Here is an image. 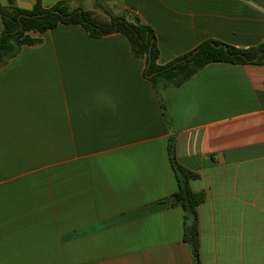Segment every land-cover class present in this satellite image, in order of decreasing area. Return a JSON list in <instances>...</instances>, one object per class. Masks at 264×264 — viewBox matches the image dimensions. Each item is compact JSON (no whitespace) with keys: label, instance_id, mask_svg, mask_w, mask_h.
<instances>
[{"label":"crops","instance_id":"crops-1","mask_svg":"<svg viewBox=\"0 0 264 264\" xmlns=\"http://www.w3.org/2000/svg\"><path fill=\"white\" fill-rule=\"evenodd\" d=\"M149 26L165 66L264 41V0H41ZM1 5V4H0ZM2 6V5H1ZM0 68V264H193L167 153L196 173L200 264H264V66L210 63L164 90L127 39L58 25Z\"/></svg>","mask_w":264,"mask_h":264},{"label":"trees","instance_id":"trees-1","mask_svg":"<svg viewBox=\"0 0 264 264\" xmlns=\"http://www.w3.org/2000/svg\"><path fill=\"white\" fill-rule=\"evenodd\" d=\"M68 24L81 25L92 38L119 33L127 39L131 55L144 61L143 74L158 96L164 120L170 130L171 122L164 101L166 88L181 86L210 63L264 66V41L248 48L206 41L167 65L158 66V48L154 32L137 17L130 16L126 19L109 16L108 20L102 21L95 18L90 11L70 10L65 1L46 9L41 6V0H35L30 11L0 5V68L15 57L23 46L41 43V38L32 37L30 33L41 34L58 25ZM218 45L224 46L225 49L217 48ZM167 153L178 184L172 199L183 211V242L188 246L193 264H200L197 207L204 201L205 194L191 190L189 183L197 179L198 175L176 160L173 136L168 138Z\"/></svg>","mask_w":264,"mask_h":264},{"label":"water","instance_id":"water-1","mask_svg":"<svg viewBox=\"0 0 264 264\" xmlns=\"http://www.w3.org/2000/svg\"><path fill=\"white\" fill-rule=\"evenodd\" d=\"M0 4L2 6H10V7H17L22 10L30 11L33 8V5L35 4V0H0ZM213 45V44H212ZM224 46L218 45L217 48ZM148 57L150 58V48H149V54Z\"/></svg>","mask_w":264,"mask_h":264},{"label":"rangeland","instance_id":"rangeland-1","mask_svg":"<svg viewBox=\"0 0 264 264\" xmlns=\"http://www.w3.org/2000/svg\"><path fill=\"white\" fill-rule=\"evenodd\" d=\"M95 15H96V16H95V18H97V19H98V16H99V15H97V14H95ZM99 17H100V16H99Z\"/></svg>","mask_w":264,"mask_h":264}]
</instances>
